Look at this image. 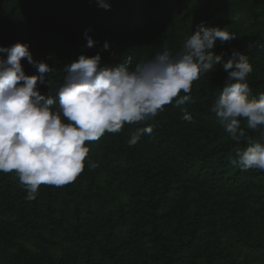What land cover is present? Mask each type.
<instances>
[{
	"label": "trees",
	"instance_id": "1",
	"mask_svg": "<svg viewBox=\"0 0 264 264\" xmlns=\"http://www.w3.org/2000/svg\"><path fill=\"white\" fill-rule=\"evenodd\" d=\"M108 3L105 10L96 0H0V46L25 42L34 60L50 66L37 83L47 95L80 54L99 52L101 66L165 47L175 54L204 22L236 35L217 40L212 52L223 61L243 53L253 69L250 96L264 93V0ZM21 64L40 75L26 59ZM226 75L217 64L193 81L195 103L177 107L174 99L153 118L86 142L77 178L40 185L35 200L25 198L15 173L0 172V264H264V170L232 162L264 129L242 121L237 143L210 111ZM148 125L152 133L130 147V133ZM89 160L99 166L90 169Z\"/></svg>",
	"mask_w": 264,
	"mask_h": 264
},
{
	"label": "clouds",
	"instance_id": "2",
	"mask_svg": "<svg viewBox=\"0 0 264 264\" xmlns=\"http://www.w3.org/2000/svg\"><path fill=\"white\" fill-rule=\"evenodd\" d=\"M109 10L108 0H96ZM236 35L218 26L197 25L180 51L167 47L150 57L126 56L119 64L101 66V55L80 54L65 68L59 83L51 84L47 95L37 88L43 74L52 71L44 61L33 59L29 45L17 41L0 46V172L15 173L26 189V199L35 200L40 185L63 187L73 182L84 169L89 148L86 142L98 140L106 132L118 133L127 124H138L157 116L175 99V106L195 103L193 81L222 64L227 73L224 84L210 111L215 113L231 140L240 143L247 129H264V93L250 96L247 80L253 71L247 57L223 61L212 52L215 43ZM86 46L94 41L85 33ZM104 48H108L107 42ZM26 59L37 75H27L21 64ZM23 82V83H20ZM185 93L180 95V93ZM183 119L192 116L181 109ZM151 125L130 133L128 145L150 135ZM233 163L241 170H264V131L258 139L249 138L247 147L237 150ZM97 162L89 160L95 169Z\"/></svg>",
	"mask_w": 264,
	"mask_h": 264
}]
</instances>
